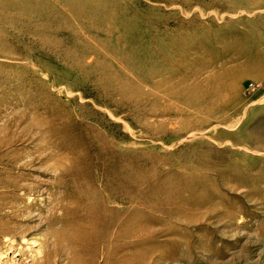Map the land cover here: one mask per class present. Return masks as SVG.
I'll list each match as a JSON object with an SVG mask.
<instances>
[{
  "label": "rangeland",
  "instance_id": "374dc122",
  "mask_svg": "<svg viewBox=\"0 0 264 264\" xmlns=\"http://www.w3.org/2000/svg\"><path fill=\"white\" fill-rule=\"evenodd\" d=\"M0 264H264V0H0Z\"/></svg>",
  "mask_w": 264,
  "mask_h": 264
},
{
  "label": "bare ground",
  "instance_id": "6f19581e",
  "mask_svg": "<svg viewBox=\"0 0 264 264\" xmlns=\"http://www.w3.org/2000/svg\"><path fill=\"white\" fill-rule=\"evenodd\" d=\"M188 100V99H187ZM6 185H8V184H6ZM33 241H34V239H33ZM32 241V243L30 244V245H34L35 243H36V240H35V242H33ZM5 242H8V244H9V246H8V249H7V251H5V253H3V254H1L2 255V258H6L7 259V261L9 262L10 261V263L12 262V261H14V259H15V257L18 255L17 253H14V251H15V249H17L18 247H16L15 248V246H14V242H12V240H11V238H8V237H6V239H5ZM7 244V243H6ZM33 247V246H32ZM22 248V247H21ZM34 248V247H33ZM19 249V248H18ZM36 250H37V248H35ZM18 251V250H17ZM37 253H40V250H37ZM20 255V254H19ZM32 256V255H31ZM1 258V259H2ZM17 259V258H16ZM20 259V258H19ZM12 263H14V262H12Z\"/></svg>",
  "mask_w": 264,
  "mask_h": 264
}]
</instances>
